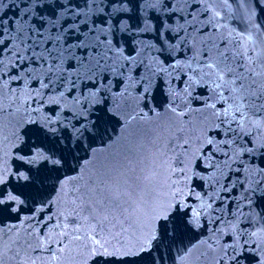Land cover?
I'll return each mask as SVG.
<instances>
[{"label": "snow or ice", "instance_id": "1", "mask_svg": "<svg viewBox=\"0 0 264 264\" xmlns=\"http://www.w3.org/2000/svg\"><path fill=\"white\" fill-rule=\"evenodd\" d=\"M0 264H264V0H0Z\"/></svg>", "mask_w": 264, "mask_h": 264}]
</instances>
